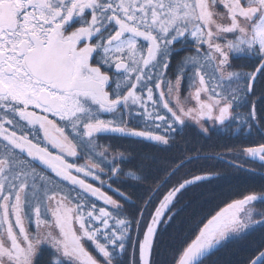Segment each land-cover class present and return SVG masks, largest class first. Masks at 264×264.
<instances>
[{"label": "snow or ice", "instance_id": "snow-or-ice-1", "mask_svg": "<svg viewBox=\"0 0 264 264\" xmlns=\"http://www.w3.org/2000/svg\"><path fill=\"white\" fill-rule=\"evenodd\" d=\"M262 81L264 0H0V264H41L45 254L44 264H157L179 195L212 174L162 191L182 160L138 206L103 190L125 156L110 158L102 141L169 145L175 125L191 120L207 134L210 122L232 135L261 133L262 142L231 151L264 167ZM257 203L264 191L210 213L173 264H204L224 243L264 229ZM245 264H264V242Z\"/></svg>", "mask_w": 264, "mask_h": 264}, {"label": "trees", "instance_id": "trees-1", "mask_svg": "<svg viewBox=\"0 0 264 264\" xmlns=\"http://www.w3.org/2000/svg\"><path fill=\"white\" fill-rule=\"evenodd\" d=\"M234 63L238 66L248 65V61L242 59H237ZM245 70H248L247 67ZM262 89L264 81L258 83L257 92ZM176 128L177 132L170 134L169 145L149 142L144 143L145 145H134L129 149L123 148L122 150L131 156L127 161H123L122 174L114 178L116 182L112 183L139 206L147 199L155 183L163 180L182 160L185 161V166L171 177L169 184L162 191H166L178 180L191 179L193 175L212 174L208 181L189 185L182 195H179V203L176 204L178 214L161 234L157 264H173L182 243L193 236L199 222L210 213L250 192L264 191V173L258 171L256 165H260L259 162L253 167L251 163H245L243 169H237L227 161L229 159L239 163L236 161L238 156L231 150L242 145L262 142L261 133L253 130L251 134L245 131L243 134L232 135L216 126L215 130L205 134L199 131L197 126L188 123L186 126L176 125ZM217 155H225L226 158L222 159ZM189 157L194 158L192 163H187ZM129 172H135L147 179L135 180L127 175ZM118 199L122 198L119 196ZM256 206L258 209L264 208V205L259 203ZM262 242L264 229H258L242 238L224 243L204 259V264H245L252 251ZM44 262L41 261V264Z\"/></svg>", "mask_w": 264, "mask_h": 264}, {"label": "flooded vegetation", "instance_id": "flooded-vegetation-1", "mask_svg": "<svg viewBox=\"0 0 264 264\" xmlns=\"http://www.w3.org/2000/svg\"><path fill=\"white\" fill-rule=\"evenodd\" d=\"M186 53L184 52H181L173 61H172V69L170 70V76L173 78H175V68H176V64L177 62L179 61V59L182 57V56H185ZM189 87L187 85L186 82L182 83V86H181V97H184L185 95H188L190 93L189 91ZM166 91V89H165ZM189 91V92H187ZM195 103V102H194ZM190 123L192 124H195L194 122H191ZM176 127V125H175ZM212 130V128H210V131ZM171 134V133H170ZM136 140V142L134 141ZM141 141L143 143H139L138 141ZM103 143H106V144H109L111 145V151L110 153H114V154H117L118 152H123L124 153V156H125V159L123 161H127L131 155H127L122 149H129L130 147L134 146V145H145L144 143H149V142H152V143H156L154 141H143L141 140L140 138H123V137H119V136H109L107 137L105 140L102 141ZM157 144V143H156ZM162 145V144H160ZM165 146V145H164ZM119 159V157L117 158ZM123 161L120 163V167L122 169V163ZM80 163H83V160L79 161ZM123 170V169H122ZM122 174V173H121ZM121 174L119 176H121ZM118 176V177H119ZM106 177V180H108V177ZM118 177H112V180L114 178H118ZM109 183L111 181H108Z\"/></svg>", "mask_w": 264, "mask_h": 264}, {"label": "rangeland", "instance_id": "rangeland-1", "mask_svg": "<svg viewBox=\"0 0 264 264\" xmlns=\"http://www.w3.org/2000/svg\"><path fill=\"white\" fill-rule=\"evenodd\" d=\"M242 60H244V59H242ZM190 91V90H189ZM189 91H187V92H189ZM187 96H189V94L188 95H185L184 97H187ZM184 97H181V99H183ZM172 103L174 104L175 103V101L173 100L172 101ZM192 105H194V101H191L189 104H188V106H192ZM190 121L191 120H188V121H186V123H188V124H192V123H190ZM191 122H194V121H191ZM195 123V122H194ZM193 125H195V126H197L198 127V130L199 131H201V129H200V126L199 125H197L196 123L195 124H193ZM177 126H179V125H177ZM210 128H211V125H210V122H209V125H208ZM202 132V131H201ZM203 133V132H202ZM112 155H116V154H114V153H110V158H111V156ZM217 157H222V159H225L226 157H225V155L224 156H221V155H217ZM118 158V157H117ZM229 163H232V164H234V163H236V162H234V161H232V160H227ZM236 161H238L239 163H247V164H249V163H251V166L253 167L256 163H252V162H245L244 161V158H242V157H237L236 158ZM257 166H258V168L257 167H254V168H257L258 169V171H260L261 173H264V167H261L260 165H258V164H256ZM249 169V168H248ZM249 170H252V169H249ZM105 180H106V177L104 176L103 177ZM88 182H91V183H93L94 185H96V186H100L99 185V182L98 181H93L91 178H88ZM113 189H117V187H115V186H113L112 185V189H108L106 186L103 188V190H105V191H107L108 192V194H110V195H113V197L114 198H119V195H118V193L117 192H115V191H113ZM117 198V199H118ZM102 203V202H101ZM257 207V206H256ZM258 208V207H257ZM48 259V257H47V254H45V256L44 257H42L41 258V261H46Z\"/></svg>", "mask_w": 264, "mask_h": 264}]
</instances>
